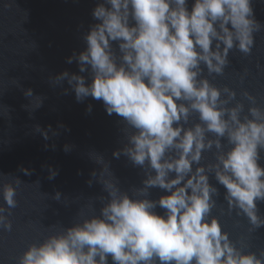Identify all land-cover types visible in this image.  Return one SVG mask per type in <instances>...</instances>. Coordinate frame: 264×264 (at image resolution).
<instances>
[{
    "label": "clouds",
    "instance_id": "9594fccd",
    "mask_svg": "<svg viewBox=\"0 0 264 264\" xmlns=\"http://www.w3.org/2000/svg\"><path fill=\"white\" fill-rule=\"evenodd\" d=\"M92 17L98 22L83 36L86 47L67 58L91 82L66 70L49 81L66 80L77 102L92 97L103 102L108 115L122 118L125 143L112 155L123 154L145 178L142 187L122 190L103 156L90 152L111 176L92 173L107 193L98 197L99 213L93 209L29 244L16 264H264V249L245 251L249 245L233 241L212 215L219 191L209 181L213 174L224 186L229 213L245 216L252 231L264 226L258 208L264 202V107L245 91L252 106L242 117L243 103L229 106L236 92L217 88L204 76L205 69L208 76L222 75L234 48L252 52L254 34L264 29L252 0H193L191 7L189 0H102ZM22 92L27 99L34 95L32 88ZM35 131L45 140L49 133L58 135L51 125H36ZM213 148L214 162H202ZM20 171L31 175L23 166ZM48 171L49 179L58 174ZM154 187L168 194L150 199ZM0 195L5 205L0 230L11 232L16 189L4 185ZM53 199L60 201L61 193Z\"/></svg>",
    "mask_w": 264,
    "mask_h": 264
},
{
    "label": "water",
    "instance_id": "95a60500",
    "mask_svg": "<svg viewBox=\"0 0 264 264\" xmlns=\"http://www.w3.org/2000/svg\"><path fill=\"white\" fill-rule=\"evenodd\" d=\"M99 2L102 0H0V189L12 184L17 193V207L9 217L12 230H0V264H16L29 244L70 227L93 214V209L99 213L102 204L98 197H106L107 193L92 173L96 171L100 179L111 176L107 164H96L89 158L90 152L103 156L122 190L142 187L143 170L134 167L123 154L119 158L112 155L125 143L122 118L108 115L103 102L92 97L77 102L66 80L49 81L66 70L84 75L86 82H91L89 74L80 73L77 62L69 64L67 58L86 47L83 36L90 25L98 22L92 11ZM192 2L189 0V7ZM252 7L256 20L264 24V0H252ZM254 36L249 55L236 48L230 50V63L222 75L208 76L204 70L214 86H227L236 92L229 106L243 103L242 117L252 106L243 96L245 91L255 97L257 106L264 107V29ZM113 47L118 49L115 42ZM27 88L34 92L28 99L22 92ZM42 97L43 104L36 109ZM191 119L195 121L196 116ZM36 125L44 129L51 125L58 135L49 133L45 140L35 131ZM65 145L71 146L67 152ZM214 152V148L204 152L202 162H214ZM261 156L260 164L264 166V151ZM21 166L31 175L21 172ZM49 167L58 172L52 179L48 178ZM209 181L219 191L212 215L218 217L223 230L233 241L249 245L245 251L258 253L264 249V226L252 231L245 216H238L236 210L229 213L224 186L213 174H209ZM56 192L61 193L60 201L53 199ZM166 194L158 187L149 190L153 200ZM0 206H5L2 195ZM258 208L264 215V202H258ZM155 211L164 214L159 207Z\"/></svg>",
    "mask_w": 264,
    "mask_h": 264
}]
</instances>
